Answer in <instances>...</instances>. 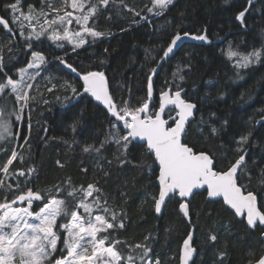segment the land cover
<instances>
[{
  "label": "trees",
  "instance_id": "1",
  "mask_svg": "<svg viewBox=\"0 0 264 264\" xmlns=\"http://www.w3.org/2000/svg\"><path fill=\"white\" fill-rule=\"evenodd\" d=\"M10 2L0 0V16L7 18L4 6ZM125 3L136 11L143 9L141 14L147 15L150 22H141L129 28L133 14L120 5V0H112L107 11H101L97 18V30L111 32L112 35L103 38L102 42L77 50L75 54L68 53V62L81 71L90 68L104 71L113 96L118 101L123 98L138 106L147 99V76L153 67H158L157 61L163 54L161 49L167 47L171 36L177 30L195 35L206 30L208 42L187 38L170 59L159 65L153 77V101L158 107L159 92L166 86L165 81L172 78L178 66L190 62L192 68L185 70L186 81L183 84L192 101L197 103L195 118L189 126L190 146L214 155L217 170L226 169L229 161L234 162L239 154H243L235 152V141L251 131L252 135L245 145V171L240 174L239 182L257 192L258 182L264 173V121L259 124L254 121L260 120V110L264 109V63L239 69L243 79H237L233 62L221 55V49H226L231 42L236 50L247 53L264 45V0H253L250 6L247 0H174L173 5L160 16L147 13L145 5L150 7V0H125ZM29 4L39 7L40 0H23L25 9ZM245 7L249 11L242 24L236 16ZM121 28L128 30L121 32ZM9 40L12 37L0 27V48L7 65L4 71L17 78L15 72L28 63L31 50L26 51L22 42L17 43L20 41L18 33L12 44L8 43ZM9 48L12 50L9 51ZM66 48L71 51V47ZM34 50H42L49 64L35 81L31 94L36 96V101L25 110L26 114L30 112L28 143L31 147L20 148L23 140L18 139V145L17 139L12 140L5 145L7 154L0 153V164L7 160L15 147L24 160L22 163L14 161L11 170H27L35 166L32 186L36 188L63 183L68 177L76 186L98 181L109 206L123 208L127 213L126 230L117 234L119 238L130 244L141 243L151 233L149 244L161 264H179L181 243L193 226L194 246L197 248L194 264H220L217 253L221 251L227 252L223 264H247L249 251L260 254L264 249L261 235L264 228L259 224L254 229L247 227L246 221L241 222L243 218L234 216L221 200H208L205 191L196 192L190 198L191 223L174 201H169L162 213L156 214L150 196L158 192L157 165L151 155H142L143 143L134 141L129 145L128 159L131 163L126 166H120L115 159L119 155L117 146H107L102 153L106 159L99 160L103 166L101 170L97 166L99 158L96 154L83 152V147L93 142L98 145L105 138L111 119L106 108L90 94L83 93L82 81L53 60V56H63L64 52L53 50L51 42ZM100 61L104 62L102 66ZM49 76L54 77L51 83L46 79ZM65 79L82 93L66 103L64 96H71L72 93L70 89L60 87ZM208 80L215 81L211 88L205 87L204 82ZM53 83L58 87L49 93L47 88ZM206 92L209 93L208 99H204ZM220 93H223L222 97ZM45 99L47 104L42 102ZM212 113L215 116H211ZM28 119L26 115L25 121ZM202 119L207 123L202 124ZM75 120L79 124L73 132L69 125ZM25 121H14L13 131L22 130L24 135H28ZM223 121L228 122L226 126ZM211 126L219 130V135H211ZM83 168L88 169L87 173L81 170ZM258 206L264 211V193L258 195ZM211 233L217 235V241L209 239ZM121 249L127 251L123 245Z\"/></svg>",
  "mask_w": 264,
  "mask_h": 264
},
{
  "label": "snow or ice",
  "instance_id": "2",
  "mask_svg": "<svg viewBox=\"0 0 264 264\" xmlns=\"http://www.w3.org/2000/svg\"><path fill=\"white\" fill-rule=\"evenodd\" d=\"M174 0H150L151 6L145 5L147 13L154 16L162 15L173 5ZM253 0H247L248 5ZM112 0H40V6L29 4L25 9L23 0H11L5 4L7 18L0 16V27L12 37L8 43L12 44L17 33L25 50H31V59L25 67L16 70L13 78L4 71L3 49L0 48V153L7 154L5 145L12 140L22 139L20 148L31 145L28 143L31 133L30 112L26 114L30 104L36 101L31 94L35 81L47 69L49 60L42 50H34L39 45L51 42L53 50L64 52L63 56H53L59 65L70 70L82 81L83 93L90 94L100 102L110 116L109 129L105 138L97 145L95 142L85 144L83 152L95 153L99 158L97 166L103 170L99 160L106 159L102 153L106 147L115 144L119 155L115 156L120 166L131 163L128 159L129 145L137 139L142 141V155H151L153 162H158L159 173L156 176L158 192L151 195L155 213L161 214L169 201L179 204V210L184 217L190 219V197L194 189L204 188L208 198L222 197L225 205L233 210L234 216L242 217L246 226L256 228L257 224L264 226V211L258 207V195L264 193V173L258 182V191L248 189L241 184L240 174L245 171V156L252 135L251 131L239 136L235 141L236 153L239 154L234 162L229 161L226 169L217 170L214 155L207 151H197L189 144V126L194 118L197 103L183 87L186 81L185 70H191L192 64L184 63L172 73V78L165 81V87L159 92L158 107L153 101V77L157 68L153 67L147 76V99L138 106H133L130 100L121 98L119 101L109 90L108 78L104 71L96 69L78 70L66 59L68 49L73 54L85 46H92L102 42L103 38L112 35L111 32L97 30V18L101 11H107ZM120 5L133 14L129 23H149L147 15H142L130 7L125 0ZM245 7L236 19L242 24L246 13ZM139 17V19H136ZM111 19V16L108 17ZM14 26V27H13ZM128 28H121V32ZM209 41L206 30L199 35L177 30L167 44L162 48L157 64L166 62L174 55L180 43L187 39ZM12 49L9 48V51ZM107 52V49H104ZM187 55V54H186ZM221 55L233 62L237 70L248 69L254 65L264 63V45L247 53L236 50L229 42L226 49H221ZM100 61V65H103ZM49 83L54 77L46 78ZM205 87L211 88L215 81H205ZM58 87L53 83L47 88L49 93ZM60 87L71 91V96H64V102L71 101L82 93L69 80H63ZM38 91V89H37ZM42 95V93H41ZM223 96V93H220ZM187 97V98H186ZM209 98L205 93L204 99ZM60 99L59 96L56 97ZM11 101V103H9ZM44 104L48 101L42 100ZM151 105V106H150ZM259 124L264 121V109L260 110ZM29 119L25 121V116ZM211 116H215L212 113ZM25 121L28 135L23 131H13L14 121ZM201 123H207L201 120ZM223 121V125H227ZM79 124L73 121L69 127L75 132ZM212 136L219 135L215 126L210 127ZM68 143V141H64ZM76 143V141H73ZM31 155V153H29ZM227 159V155L224 157ZM21 163L24 156L15 147L7 160L0 164V264H161L151 245V233L144 237V242L130 244L117 235L126 230L127 213L123 208L109 206L107 197L98 186V181L73 184L71 177L63 183L58 182L47 188H36L33 185L36 168L29 167L11 170L14 161ZM111 164V161H108ZM60 167L63 165L57 161ZM139 167L140 165H134ZM87 173L88 169H81ZM108 175L107 172L104 173ZM21 178L23 184H21ZM249 179L251 177L249 176ZM194 231L187 233L179 249V264H194ZM264 236V232H261ZM209 239L217 241L216 234L211 233ZM127 249L123 251L121 246ZM250 259L247 264H264V249L257 255L249 251ZM220 264L227 257L226 251L217 253Z\"/></svg>",
  "mask_w": 264,
  "mask_h": 264
},
{
  "label": "water",
  "instance_id": "3",
  "mask_svg": "<svg viewBox=\"0 0 264 264\" xmlns=\"http://www.w3.org/2000/svg\"><path fill=\"white\" fill-rule=\"evenodd\" d=\"M161 64V63H160ZM159 64V65H160ZM159 65H158V67H159ZM158 67H157V70H158ZM74 74V73H73ZM75 75V74H74ZM76 76V75H75ZM94 100H95V98L94 97H92ZM98 102V101H97ZM98 103H100V102H98ZM101 104V103H100ZM196 112H197V110H195V113H194V118H195V114H196ZM194 118L192 119V121L194 120ZM191 121V122H192ZM136 141H139L138 139L136 140ZM139 142H141V143H143L142 141H139ZM156 165H157V175H158V173H159V166H158V162H156ZM156 183H157V181H156ZM199 191H205L206 192V186L204 187V188H200V189H194V193H196V192H199ZM206 197H207V193H206ZM191 198V197H190ZM207 199L208 200H221L222 202H223V198L222 197H214V198H208L207 197ZM224 203V202H223ZM257 203H258V201H257ZM225 205V204H224ZM225 206H227V205H225ZM228 207V206H227ZM259 207V206H258ZM231 210V209H230ZM232 212H233V210H231ZM234 213V212H233ZM157 214V213H156ZM159 215V214H158ZM239 219H242V217H239V216H237ZM259 224V223H258ZM261 226V225H260ZM263 228H264V226H262ZM187 236V235H186ZM186 238V237H185ZM262 238H263V240H264V236H262ZM181 245H182V243H181ZM181 247V246H180ZM195 256H196V254H194V258H195ZM190 264H192V262H190Z\"/></svg>",
  "mask_w": 264,
  "mask_h": 264
},
{
  "label": "rangeland",
  "instance_id": "4",
  "mask_svg": "<svg viewBox=\"0 0 264 264\" xmlns=\"http://www.w3.org/2000/svg\"><path fill=\"white\" fill-rule=\"evenodd\" d=\"M68 46H69V45L66 44V47H68ZM69 47H70V46H69ZM71 52H72V51H69L68 53H71ZM30 59H31V53H30V56H29V60H30ZM29 60H28V61H29ZM25 66H26V65H25ZM25 66H24V67H25ZM20 123H22V121H21ZM18 143H19V141H18V139H17V141H16V145H18Z\"/></svg>",
  "mask_w": 264,
  "mask_h": 264
}]
</instances>
